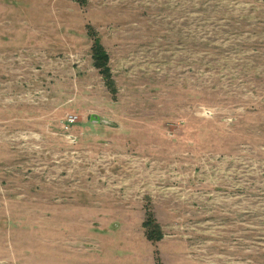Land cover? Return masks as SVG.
<instances>
[{
	"label": "rangeland",
	"instance_id": "obj_1",
	"mask_svg": "<svg viewBox=\"0 0 264 264\" xmlns=\"http://www.w3.org/2000/svg\"><path fill=\"white\" fill-rule=\"evenodd\" d=\"M0 264H264V0H0Z\"/></svg>",
	"mask_w": 264,
	"mask_h": 264
},
{
	"label": "trees",
	"instance_id": "obj_2",
	"mask_svg": "<svg viewBox=\"0 0 264 264\" xmlns=\"http://www.w3.org/2000/svg\"><path fill=\"white\" fill-rule=\"evenodd\" d=\"M100 49H101L100 45L99 44H96V52L97 53H101Z\"/></svg>",
	"mask_w": 264,
	"mask_h": 264
}]
</instances>
